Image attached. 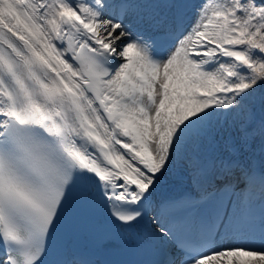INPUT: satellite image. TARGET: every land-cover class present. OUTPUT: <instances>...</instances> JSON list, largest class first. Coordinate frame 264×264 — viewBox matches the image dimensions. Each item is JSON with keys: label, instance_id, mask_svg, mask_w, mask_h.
Listing matches in <instances>:
<instances>
[{"label": "snow or ice", "instance_id": "1", "mask_svg": "<svg viewBox=\"0 0 264 264\" xmlns=\"http://www.w3.org/2000/svg\"><path fill=\"white\" fill-rule=\"evenodd\" d=\"M237 141L264 187V0H0V264H264Z\"/></svg>", "mask_w": 264, "mask_h": 264}, {"label": "bare ground", "instance_id": "2", "mask_svg": "<svg viewBox=\"0 0 264 264\" xmlns=\"http://www.w3.org/2000/svg\"><path fill=\"white\" fill-rule=\"evenodd\" d=\"M182 167L184 168V165ZM184 171H185V168H184ZM182 172L179 171V170H176V169L171 168L170 171H169V173L166 175V177L161 181L160 185L158 186V189H157V191L155 193V198H157L158 195H159V193L161 192V188L163 186L162 183H167L168 184L171 181V179H172L173 176L178 175V173H182ZM186 182H187L186 183V187L189 188L188 179L186 180ZM236 192L238 194V191L237 190H236ZM249 193L251 195H255V192L254 191H249L248 194Z\"/></svg>", "mask_w": 264, "mask_h": 264}]
</instances>
